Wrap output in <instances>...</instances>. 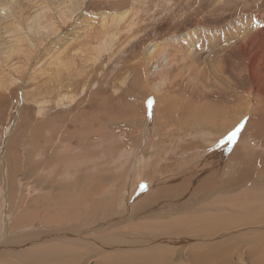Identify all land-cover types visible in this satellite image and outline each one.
Instances as JSON below:
<instances>
[{"label":"rangeland","instance_id":"374dc122","mask_svg":"<svg viewBox=\"0 0 264 264\" xmlns=\"http://www.w3.org/2000/svg\"><path fill=\"white\" fill-rule=\"evenodd\" d=\"M190 32L197 49L180 39ZM262 197L264 0H0V264L109 253L122 264L185 236L173 255L187 261V242L193 257L215 256L264 232L159 236L140 224L238 218ZM26 227L41 240L12 235ZM116 232L135 247L116 250L127 243Z\"/></svg>","mask_w":264,"mask_h":264},{"label":"bare ground","instance_id":"6f19581e","mask_svg":"<svg viewBox=\"0 0 264 264\" xmlns=\"http://www.w3.org/2000/svg\"><path fill=\"white\" fill-rule=\"evenodd\" d=\"M124 15V14H123ZM120 18V17H119ZM202 31H205V32H208V30H205V29H201ZM197 31V30H196ZM223 31V30H222ZM220 31V32H222ZM211 32L215 33L214 31L211 30ZM218 32V33H220ZM192 33H188L187 35H185L183 38H180L181 40L182 39H185V38H188L189 37V40H187L185 43L187 45H190L192 46L193 48L197 49L198 47V42H195L193 41V39L191 38L192 36H190ZM183 42V41H182ZM184 45V44H183ZM189 47V46H188ZM187 47V48H188ZM183 48V47H182ZM184 49V48H183ZM156 50V49H155ZM180 50V49H179ZM154 51V49H152L150 52ZM194 52V51H193ZM196 53V52H195ZM48 82V81H47ZM59 100V99H58ZM251 114V113H250ZM255 119V118H254ZM250 123V121H249ZM193 177V176H192ZM187 179H189L188 177H186ZM184 179V177L182 178ZM190 180V179H189ZM185 182V181H183ZM182 182V183H183ZM181 182H178L174 185H172L171 187V191H174V192H181V190L179 189V184H182ZM184 184V183H183ZM256 186V185H255ZM228 192V190H225V188H221L220 190L219 189H216V190H213L212 191V195L211 194H208L207 197H210V196H216V195H220V194H223V193H226ZM238 193V192H237ZM240 193V192H239ZM238 193V194H239ZM249 193V192H248ZM242 195V193H241ZM244 195V193H243ZM242 195V196H243ZM258 196V195H257ZM260 196V195H259ZM258 196V197H259ZM262 196V195H261ZM260 196V197H261ZM163 197V196H162ZM217 197V196H216ZM236 197H239V196H236ZM235 197V198H236ZM257 197V198H258ZM160 196L157 197L156 201H153V202H150L151 204H154V202L158 203L160 201ZM229 198V197H228ZM233 198V197H231ZM251 198V197H250ZM249 198V199H250ZM166 199V198H165ZM245 200L247 201V207H244L243 210L241 211V213H244L245 212V215L244 216H241V217H238V218H235L237 216H232L231 213L233 211H231V213H228L225 212H220V213H214V214H208L207 211H204V213L206 212L207 214L202 216V217H198V218H191V219H182L181 217H183L184 215L182 214V216L180 217H176V218H173V219H168V220H163V221H159V222H151V223H143L140 224L141 227H143L142 225H144L145 227H147L146 229H148V234H153V235H159V236H165V235H169V234H184V233H189V234H195V232L193 231H198L202 229V232H201V235L202 237L203 236H213L215 234H217L219 231L221 232V230H224V235L226 236L225 232H228V230H234L236 228H239V227H243V226H250L251 224H255L253 227H247L248 229L249 228H257L255 229V231L257 230H261L264 232V206H262V208H257V207H253L250 203L253 202L251 200ZM255 198H253L254 200ZM260 199H264V197L260 198ZM232 200V199H230ZM239 201V200H238ZM243 201V200H242ZM248 201L250 203H248ZM256 201V200H255ZM240 202V201H239ZM237 202V204L239 203ZM244 202V201H243ZM258 202V201H257ZM264 202V201H263ZM155 203V204H156ZM241 203V202H240ZM262 203V202H261ZM162 204V203H160ZM209 204V203H208ZM234 204V203H233ZM232 204V206H233ZM245 204V202H244ZM255 204V203H254ZM253 204V205H254ZM230 205V204H228ZM252 206V207H248V206ZM258 205H261L260 203ZM222 206V205H221ZM231 206V205H230ZM246 206V205H244ZM255 206V205H254ZM158 207V206H157ZM178 206H176L177 208ZM218 207V206H217ZM228 207V206H227ZM155 208V207H154ZM205 208V207H204ZM223 208V206L221 207ZM236 207H234L235 209ZM239 208V207H237ZM237 208L235 210H237ZM219 209V208H218ZM242 209V208H241ZM227 210V208H226ZM210 211V210H209ZM214 211V210H212ZM217 211V210H216ZM214 211V212H216ZM219 211V210H218ZM196 212V211H195ZM238 212V210H237ZM240 212V211H239ZM202 213V212H200ZM212 213V212H211ZM192 214V213H190ZM197 214V212H196ZM203 214V213H202ZM176 215V214H175ZM194 215V213H193ZM200 215V214H199ZM198 215V216H199ZM237 215V214H236ZM205 224V225H203ZM139 227V226H138ZM136 227V229L138 228ZM36 228V227H35ZM205 228V229H204ZM261 228V229H260ZM204 229V230H203ZM242 229V228H241ZM244 229V228H243ZM41 228L40 229H37V231H34V228H30L28 229L27 227L26 228H22V229H18L17 231H15L12 235H18V236H28L30 233H31V241H38V240H41ZM139 230V229H138ZM143 230V228H142ZM142 230H139L141 232H143ZM240 230V229H239ZM145 231V230H144ZM246 231V230H245ZM121 232V231H120ZM239 231H237L238 233ZM243 232V231H242ZM254 232V231H253ZM252 232V233H253ZM258 232V231H257ZM200 233V232H199ZM37 234V235H35ZM198 234V233H197ZM242 234V233H241ZM248 234V233H247ZM246 234V235H247ZM260 234V233H259ZM263 234V233H262ZM36 236V237H32V236ZM245 234H243L244 236ZM251 235V234H250ZM255 235V232L253 234V236ZM261 235V234H260ZM65 236L64 239H62V241H65L66 243L67 242H70L71 241V237H69L68 235H63ZM121 236V235H120ZM120 236L117 235V232L116 234H113L109 237V239H118V241H126V239H121L120 240ZM171 236V235H170ZM218 236V235H216ZM214 236V238L216 237ZM235 236H236V233H235ZM242 236V237H243ZM1 237V236H0ZM10 238H12L11 236H8ZM14 237V236H13ZM158 237V236H157ZM187 237V236H185ZM182 238V237H179L177 239H171V240H164V241H160L162 244H163V249H161L162 253L160 255H158L159 257L157 256H148L145 257L144 259L142 258V254H144L142 251L139 252L138 250H135V248H133L135 251L132 252L136 257H134L132 254V257L130 261H125L124 263L122 264H264V238H251L252 240L250 242L247 243V240L245 241L247 246H233L231 247V243H225V244H222L221 243V246L218 247L217 251H216V255L215 256H212L211 257H208L210 255H208V251H210V249L206 252V254H200L199 255H196L195 257H193V254H192V251L188 248V243L185 242L183 244V246L181 247L180 249V252L181 253H184L185 252V257L188 259L187 261H185L182 257V254L180 255H173L172 254V249L174 248V246H172V244L174 243H181V241L183 242L182 239H185ZM192 236H190L191 238ZM241 237V241H242V238ZM257 237V235H256ZM264 237V236H263ZM2 238V239H1ZM0 238V243L3 242L5 240V236L1 237ZM80 238V239H78ZM134 238V237H133ZM140 238V237H139ZM194 240H195V237H193ZM192 238V239H193ZM86 238L83 237V236H79V234L77 235V238L76 240H79L80 243H84V241L82 240H85ZM137 239V238H136ZM159 239V238H158ZM12 240H16V239H12ZM17 240H20V239H17ZM43 240V239H42ZM106 240V239H105ZM133 239H131V241L128 240L127 243H119V244H116L114 242H112V244H110L111 246H117V249L116 247L114 249L118 250L120 249L121 251L120 252H124L125 250H130V247H135L133 244L131 245H126V244H129L130 242H132ZM203 240V239H202ZM8 241V240H6ZM135 241V240H134ZM150 241V240H149ZM152 241V240H151ZM224 241V240H223ZM244 241V240H243ZM139 242V241H137ZM142 242V241H141ZM155 241H153L154 243ZM157 242V240H156ZM165 242H170L169 243H165ZM245 242L243 244H245ZM152 243V242H151ZM194 243V241H193ZM192 243V245H193ZM205 243V242H204ZM216 243V242H215ZM158 244V243H157ZM245 244V245H246ZM64 245V244H63ZM151 245V244H150ZM178 245V244H177ZM195 245V244H194ZM214 245V244H213ZM141 245L139 244V247ZM153 246V245H152ZM161 246V245H160ZM202 246V244H201ZM208 246H211V244ZM219 246V245H217ZM17 247V246H15ZM51 249H54L53 247V244H49V245H39L37 246V249H35V247L33 248L34 250L36 251H40V250H50ZM106 248V247H105ZM161 248V247H160ZM176 248V246H175ZM198 248V247H197ZM201 248V247H200ZM245 249V252H243L242 254L238 253L237 251L239 249ZM65 253L66 251H71L72 250V247L69 246V245H64V246H61L58 248H55L54 249V252L55 253H62L61 250ZM151 249V248H150ZM153 249V248H152ZM103 250V249H102ZM107 250V248H106ZM124 250V251H123ZM213 250V249H212ZM12 251V250H11ZM115 251V250H113ZM113 251H110V252H113ZM153 251V250H152ZM195 251V250H194ZM203 251V250H202ZM215 251V250H214ZM104 252V251H103ZM130 252V251H129ZM197 252V251H196ZM213 252V251H211ZM67 253V252H66ZM142 253V254H141ZM146 253V252H145ZM148 253V252H147ZM146 253V254H147ZM160 253V252H159ZM54 254V253H53ZM105 254V253H104ZM103 254V256H104ZM128 254V253H127ZM151 254V253H150ZM156 254V252H155ZM155 254H151V255H155ZM198 254V253H197ZM237 254V255H236ZM69 255V254H68ZM243 255V257H242ZM122 257L123 256H126V255H121ZM129 256V255H127ZM129 257V258H130ZM107 258V257H105ZM104 258V259H105ZM126 258V257H125ZM89 259V260H88ZM87 260L84 261V264H94L92 259H93V256L92 258H88ZM110 259L109 261L105 262L106 264H121V263H116L115 260L111 257L110 253H109V258ZM140 259H143V260H140ZM63 260V259H62ZM73 260V259H72ZM68 261V260H64V261H60V262H54L52 264H77V263H74V261ZM127 260V258H126ZM77 261V260H76ZM123 261V260H122ZM121 261V262H122ZM103 263V261H102ZM95 264H99L98 262V259L96 260ZM104 264V263H103Z\"/></svg>","mask_w":264,"mask_h":264},{"label":"snow or ice","instance_id":"6c2138e0","mask_svg":"<svg viewBox=\"0 0 264 264\" xmlns=\"http://www.w3.org/2000/svg\"><path fill=\"white\" fill-rule=\"evenodd\" d=\"M237 130H239V129H237Z\"/></svg>","mask_w":264,"mask_h":264}]
</instances>
